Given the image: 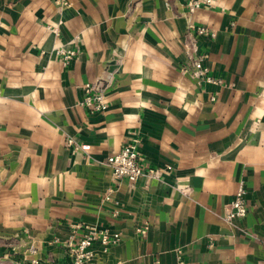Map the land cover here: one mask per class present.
Listing matches in <instances>:
<instances>
[{"label":"crops","instance_id":"1","mask_svg":"<svg viewBox=\"0 0 264 264\" xmlns=\"http://www.w3.org/2000/svg\"><path fill=\"white\" fill-rule=\"evenodd\" d=\"M194 52L218 82L183 71ZM132 134L159 178H112ZM74 224L119 234L85 264H264V0H0V264H69Z\"/></svg>","mask_w":264,"mask_h":264},{"label":"built area","instance_id":"2","mask_svg":"<svg viewBox=\"0 0 264 264\" xmlns=\"http://www.w3.org/2000/svg\"><path fill=\"white\" fill-rule=\"evenodd\" d=\"M62 3L63 0H57ZM214 0H185V6L189 13L203 7H211ZM199 36H206L213 38L215 33L207 27L197 26L194 28ZM56 54L61 57L63 64L69 63L73 58L74 52L58 49ZM206 61V54L194 52L187 64L183 67L186 74L191 75L198 82L215 83L209 74L204 63ZM84 97L79 104L88 110L90 113L104 112L107 107V100L105 94V87L102 81L95 83H87L83 86ZM140 140L136 134H132L129 141L122 146V148L110 154L106 158V164L111 170V175L114 181L127 180L134 184L140 177L147 176L148 178H159L162 168H150L147 166L139 152ZM65 145L68 148L77 150L79 147L75 140L67 137ZM165 169V168H164ZM114 189L107 188L104 200H110ZM247 213L246 190L243 182H239L233 198L229 204V209L226 212L225 219L230 221L233 219L243 218ZM71 233L64 243L68 257L69 264H85L93 257V244L98 243L102 248L115 244L119 241V234L111 232L109 229H97L94 226L87 224H74L71 228ZM147 227L139 228L137 231L142 235L146 234ZM78 230H81L79 233ZM33 264H37L33 261Z\"/></svg>","mask_w":264,"mask_h":264}]
</instances>
